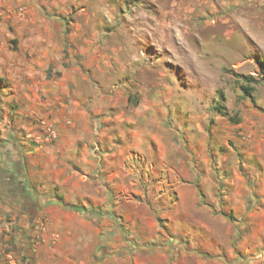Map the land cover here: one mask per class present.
Wrapping results in <instances>:
<instances>
[{
  "label": "rangeland",
  "instance_id": "obj_1",
  "mask_svg": "<svg viewBox=\"0 0 264 264\" xmlns=\"http://www.w3.org/2000/svg\"><path fill=\"white\" fill-rule=\"evenodd\" d=\"M67 4L64 33L75 34L74 74L85 78L59 93L58 109L41 89L39 104L7 101L11 89L0 79V118L8 114L12 125L0 128L2 158L23 162L30 192L91 211L119 254L264 264V0ZM17 17L6 18L3 49L17 48ZM82 32L100 33L83 43L90 54L81 52ZM248 75L251 96L242 88ZM84 97L97 99L87 127L78 137L60 134L61 109H80L72 101L83 107ZM21 114L25 126L15 131ZM35 217V241L38 232L59 238L46 216ZM15 230L9 223L4 232Z\"/></svg>",
  "mask_w": 264,
  "mask_h": 264
},
{
  "label": "crops",
  "instance_id": "obj_2",
  "mask_svg": "<svg viewBox=\"0 0 264 264\" xmlns=\"http://www.w3.org/2000/svg\"><path fill=\"white\" fill-rule=\"evenodd\" d=\"M67 3L68 0H0V33L6 29V18L11 15L18 16L19 21L16 33L17 48L13 50L0 47V79L7 88L11 89L9 92L11 96H7V101L15 98L17 101L28 102V104H39L40 99H37V92L39 93L41 89L48 95V100L51 99L50 96L52 97V103H55L53 107L58 109L56 101H61L59 93L68 90L71 80L76 84L82 81L81 78H85L74 74L79 68L76 64L74 65L72 57L77 50L74 47L77 44L75 34L64 33L66 21L61 13L67 11ZM18 6H24L26 11L15 15L16 12L13 9ZM84 7L85 5H81V8ZM99 36V32L95 33L91 39L82 32L81 52L84 50L90 54L89 49L83 43H90V40H94L93 43L98 42ZM50 67L51 75L48 74ZM5 98L3 97V100ZM84 98L86 105L83 107L81 101L73 98L72 102L80 106V109L77 106L69 107L65 112L61 109L63 115L56 116L58 128L61 130L60 134L65 132L72 137H78L80 135L78 133L87 127L89 123L87 107L95 104L97 99L96 97ZM35 111L36 107L28 113L32 114ZM9 114L13 116V113ZM24 117L25 114L16 115V121L13 124L15 131H19V126H25ZM64 117H66L65 122L60 120ZM10 126L12 125L8 121V114H5L0 118L1 131L11 132L12 127ZM82 148L87 147L83 144ZM2 155L3 153H0L1 158ZM58 162L55 160L54 164ZM25 171V166L21 161L13 164L8 161V158L0 159V172L11 173L14 181H21L28 195L23 198L14 194L6 196L5 193L0 192V247L2 251L13 253L15 264H186L183 253L173 254L168 250L153 252L146 249L137 254H119L118 249H115L118 243L106 240L105 229H100L98 222L93 221L95 219L90 220L91 213L89 212L91 211L64 206L52 195L30 192ZM33 175L41 179V173L34 171ZM78 175L84 180L88 178L84 172ZM37 179L33 177L34 182ZM1 184L0 181V187ZM27 198L31 202L30 208L26 203ZM67 198L65 196L66 200ZM39 215L48 218L50 229L58 233L59 238L52 240L45 232H38L39 235L36 237L39 236L42 241L34 240L33 237L35 233L37 234V230L32 228V224L36 221L35 216ZM9 217L12 220L10 222L7 221ZM9 223L14 224L16 230L7 237L4 231ZM193 259V264H205L201 258L194 257ZM0 264L12 263L8 262L2 253Z\"/></svg>",
  "mask_w": 264,
  "mask_h": 264
},
{
  "label": "flooded vegetation",
  "instance_id": "obj_3",
  "mask_svg": "<svg viewBox=\"0 0 264 264\" xmlns=\"http://www.w3.org/2000/svg\"><path fill=\"white\" fill-rule=\"evenodd\" d=\"M0 181L2 182L0 192L2 191V193H5L6 196L9 194L22 196L23 198L28 196L27 191L24 189L21 181H14L13 175L11 173H1ZM26 203L30 208L31 202L28 201V198L26 199Z\"/></svg>",
  "mask_w": 264,
  "mask_h": 264
},
{
  "label": "built area",
  "instance_id": "obj_4",
  "mask_svg": "<svg viewBox=\"0 0 264 264\" xmlns=\"http://www.w3.org/2000/svg\"><path fill=\"white\" fill-rule=\"evenodd\" d=\"M19 9L22 10V7H19ZM47 131H48V136H50V137H55V136H56V132H55V130H54L53 128L48 127V128H47ZM2 253H3V255H4V258H5L8 262H10V263H12V264H15V263H14L15 258H14L13 253H11L10 251H2V249H1V247H0V256L2 255Z\"/></svg>",
  "mask_w": 264,
  "mask_h": 264
},
{
  "label": "trees",
  "instance_id": "obj_5",
  "mask_svg": "<svg viewBox=\"0 0 264 264\" xmlns=\"http://www.w3.org/2000/svg\"><path fill=\"white\" fill-rule=\"evenodd\" d=\"M251 82H254V77L252 75H248L247 77V81L245 82V84L242 86L243 91L246 95L251 96L252 90H253V86L250 85ZM135 102H137V100H135ZM219 104V103H218ZM77 207H75L76 209ZM78 210V208H77Z\"/></svg>",
  "mask_w": 264,
  "mask_h": 264
}]
</instances>
